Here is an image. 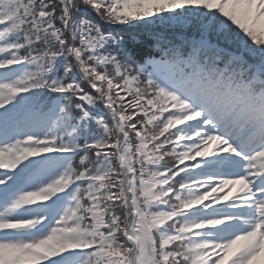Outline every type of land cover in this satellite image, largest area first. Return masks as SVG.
<instances>
[{
  "label": "snow or ice",
  "instance_id": "1",
  "mask_svg": "<svg viewBox=\"0 0 264 264\" xmlns=\"http://www.w3.org/2000/svg\"><path fill=\"white\" fill-rule=\"evenodd\" d=\"M0 264H264V0H0Z\"/></svg>",
  "mask_w": 264,
  "mask_h": 264
}]
</instances>
